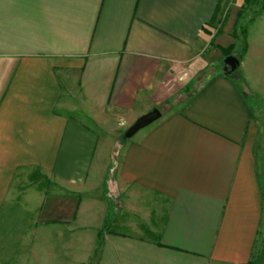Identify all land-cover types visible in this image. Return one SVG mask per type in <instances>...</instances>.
Wrapping results in <instances>:
<instances>
[{
    "label": "crops",
    "instance_id": "1",
    "mask_svg": "<svg viewBox=\"0 0 264 264\" xmlns=\"http://www.w3.org/2000/svg\"><path fill=\"white\" fill-rule=\"evenodd\" d=\"M244 4L0 0V215L43 179L22 210L45 227L99 219L97 241L110 210L141 216L106 228L96 264H264V8L238 40Z\"/></svg>",
    "mask_w": 264,
    "mask_h": 264
},
{
    "label": "rangeland",
    "instance_id": "2",
    "mask_svg": "<svg viewBox=\"0 0 264 264\" xmlns=\"http://www.w3.org/2000/svg\"><path fill=\"white\" fill-rule=\"evenodd\" d=\"M263 5L264 0H258L253 5L247 7L239 25L248 26V23L260 15ZM253 28L254 35L256 33L255 30L260 28H258V25H255ZM240 48L241 45L238 49ZM232 52L233 54L237 53L236 50ZM260 97L263 99L260 101L261 110L259 114H261L260 118L262 117V121H264V95ZM124 132L122 131V133ZM104 138L107 139L108 137L105 136ZM116 139L117 142H121L126 138L122 137V134L110 135V145H113ZM17 182L13 185L14 192L17 191ZM21 182L24 185H28L26 181ZM48 185L49 183L43 179L40 182L37 181L34 188L31 187L29 190L28 188L23 189L25 191L21 193L24 197L22 196L19 200L13 198L15 193H11L6 204L15 210H3L0 215V264H96L100 252V247L97 245L98 237L97 241L95 238L98 231L96 226L99 223V219L97 221L90 220L87 224L80 222L79 229L71 233L65 230L64 227L66 226L48 224L49 226L45 227V224L39 217L38 210H22L24 206H28V203L25 204L27 198V195L25 198V194H37L34 192L37 186L45 192ZM103 186L104 182L100 180L95 190L92 189V191L102 193ZM85 197H88V193H85ZM36 201L38 202V200ZM100 211H97V217L99 218L101 215L102 219V213L99 214ZM108 216L110 217L108 219H110L111 224H108L107 229L118 232L126 233L131 231L134 228L131 224L132 221L133 223L138 220L141 222V216L136 217L131 211L126 210L119 212L110 210ZM121 219L126 220L125 225L120 223V221L113 222V220ZM142 224H144V227H142V231L140 232H142V235L150 236L149 231L146 229L149 223H146L143 219ZM130 225L133 227H130ZM257 249L258 253L264 251V243L260 242Z\"/></svg>",
    "mask_w": 264,
    "mask_h": 264
},
{
    "label": "water",
    "instance_id": "3",
    "mask_svg": "<svg viewBox=\"0 0 264 264\" xmlns=\"http://www.w3.org/2000/svg\"><path fill=\"white\" fill-rule=\"evenodd\" d=\"M240 59L234 54L227 55L223 59L222 70L224 74L231 75L240 69ZM162 116L159 108H154L150 112L140 116L124 133L126 139L132 138L139 130L152 124Z\"/></svg>",
    "mask_w": 264,
    "mask_h": 264
},
{
    "label": "trees",
    "instance_id": "4",
    "mask_svg": "<svg viewBox=\"0 0 264 264\" xmlns=\"http://www.w3.org/2000/svg\"><path fill=\"white\" fill-rule=\"evenodd\" d=\"M257 1L258 0H245V4L241 8V11L239 12V15H238L237 22L235 23V26H234L233 34H234V37L236 39H238V40L239 39H243V38L246 39V37H247V28L244 27V26H242V25H239V24H240V21H241L242 16L244 15L245 11L247 10V7L253 5V3H256ZM263 8H264V5H263ZM242 44L243 45H242V53H241V55H243V53H245L246 45H247L245 42H242ZM234 47H235V44L225 50L226 53H227V55L231 54V51L233 50ZM241 55L239 56L240 59H241ZM122 137L125 138L124 134H123ZM107 226H108V224H105L102 227V229H100L99 232H98V236H97L98 237V242H97V245L99 247H101L102 235H103L104 231L106 230Z\"/></svg>",
    "mask_w": 264,
    "mask_h": 264
}]
</instances>
